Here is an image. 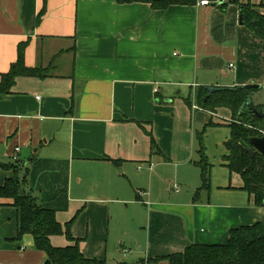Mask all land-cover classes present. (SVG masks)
I'll return each mask as SVG.
<instances>
[{"label": "crops", "instance_id": "obj_1", "mask_svg": "<svg viewBox=\"0 0 264 264\" xmlns=\"http://www.w3.org/2000/svg\"><path fill=\"white\" fill-rule=\"evenodd\" d=\"M211 1L153 10L122 0H0V75L20 44L25 67L50 74L18 78L0 96V164L16 167L23 192L59 225L73 220L71 237L88 259L156 264L148 261L224 245L230 230L264 220L241 179L216 184L215 200L210 190L194 196L193 131L207 120L192 109L196 92L264 87V41L239 24L236 5L227 16ZM220 110L229 123L218 109L205 112V125ZM11 176L0 167V187ZM15 237L16 211L0 199V264L48 262L30 235ZM50 242L71 244L63 235Z\"/></svg>", "mask_w": 264, "mask_h": 264}, {"label": "trees", "instance_id": "obj_2", "mask_svg": "<svg viewBox=\"0 0 264 264\" xmlns=\"http://www.w3.org/2000/svg\"><path fill=\"white\" fill-rule=\"evenodd\" d=\"M128 3H147L153 10H166L170 6H193L196 0H122ZM229 1V0H228ZM238 7L242 25L256 38L264 41V0L257 5L239 3L237 0L229 1ZM227 3L219 5L220 9ZM40 14L38 16V21ZM50 76L47 69L25 67L23 60V45L17 49L16 61L11 64L9 71L0 75V96L11 94L15 81L21 77L46 79ZM259 90L245 91L241 87L232 89H220L209 94L206 88H200L196 92V105L209 113H215L218 109H226L231 113L230 122L227 125L229 136L224 141L225 154L221 158L223 166L230 175L236 174L242 181L241 189L253 200L255 207L264 206V157L257 152L251 157L246 150H252L249 143L251 138L264 136V117L256 118L245 108L240 113V108L246 103L247 97ZM207 97H209L207 99ZM264 115L263 106H254ZM209 122L206 126H213ZM152 150L157 147L148 133ZM199 141V160L195 163L200 171V185L194 192L195 198L202 192L210 190V172L212 166L207 162L202 152L201 136ZM158 151V150H157ZM5 171L12 172L0 187V199L12 201V207L16 211V237L20 241L23 236L30 235L33 238L35 250L45 253L50 264H106L96 259H88L79 249V241L71 237L69 222L64 228L58 224L55 212L43 209L36 201L21 190L22 179H19L14 165L0 164ZM65 236L71 242L66 247H55L50 242L52 236ZM166 261L168 264H264V220L251 226H241L230 230L228 240L224 245H195L191 244L182 253L165 258L149 260L148 263Z\"/></svg>", "mask_w": 264, "mask_h": 264}, {"label": "rangeland", "instance_id": "obj_3", "mask_svg": "<svg viewBox=\"0 0 264 264\" xmlns=\"http://www.w3.org/2000/svg\"><path fill=\"white\" fill-rule=\"evenodd\" d=\"M225 1L227 5H226V12L224 14L227 13V16H230L229 13L233 9L232 11L236 15L237 8L235 4L230 3L228 0H225ZM211 2L212 3L214 2L215 4H217L218 1L213 0ZM250 98H251L252 103L258 104L264 107V87H262L259 91L253 92ZM190 101L194 103V98L192 96H190ZM194 104L196 105V103ZM205 112L206 111L202 109H199L197 112L200 118H207V120L202 125L201 123H198V125H196V133H194L193 131L194 156H195V159L197 160L198 159L197 153L199 150L198 136H201L202 152L204 153L207 162L212 166L211 174H210V177H211L210 180L212 184H210V194L209 195H211L212 200H215V196L218 195L217 192H215L216 184L221 183L224 180H226L224 182L232 185L233 183L238 182L240 178L236 175L230 176L226 170L220 167L221 158L225 154L223 143L229 136V129L226 126L228 123H226L225 121H222L224 119L223 117L227 114L226 111L220 110L218 111L217 116L212 117L211 122L214 124L213 126L205 125L208 122V117ZM218 116H221V117H218ZM181 140L183 142L187 141L186 133H184V135L181 136ZM199 177H200V174H199ZM127 256H129L128 253L124 257L127 258Z\"/></svg>", "mask_w": 264, "mask_h": 264}, {"label": "water", "instance_id": "obj_4", "mask_svg": "<svg viewBox=\"0 0 264 264\" xmlns=\"http://www.w3.org/2000/svg\"><path fill=\"white\" fill-rule=\"evenodd\" d=\"M223 1L225 0H219V4L223 3ZM239 24L242 25L241 17H239ZM241 88L244 89L245 91L251 90V89L260 90V86L255 85V84L245 85ZM218 90H220V88H207V91L209 92V94H213L217 92ZM208 98L209 97H207V99ZM245 108H247L252 113V115L256 118L262 119L264 117L262 113H260L259 111L255 109L251 101V98L249 96L247 97L246 103L240 108V113H242L245 110ZM249 143L254 151L249 150V149L246 151L251 157L254 156V152H257L264 157V136L262 138H251L249 140ZM46 264H50V263L47 262Z\"/></svg>", "mask_w": 264, "mask_h": 264}, {"label": "built area", "instance_id": "obj_5", "mask_svg": "<svg viewBox=\"0 0 264 264\" xmlns=\"http://www.w3.org/2000/svg\"><path fill=\"white\" fill-rule=\"evenodd\" d=\"M200 5H201V6H208L209 3H208L207 1H202V2H200ZM229 68H232V65H229ZM37 100H38V99H37ZM192 109H193V110H198L199 107L196 106L195 104H193V105H192ZM18 152H19V148H15V149H14V154H13V157H12V160H13V161L16 160V154H17ZM122 253H123V256H126V255H127V251H123Z\"/></svg>", "mask_w": 264, "mask_h": 264}]
</instances>
